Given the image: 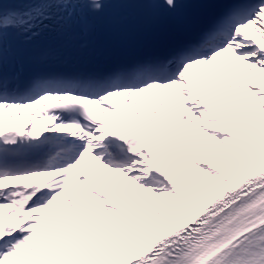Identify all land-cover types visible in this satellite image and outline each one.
I'll use <instances>...</instances> for the list:
<instances>
[{
	"label": "snow or ice",
	"instance_id": "snow-or-ice-1",
	"mask_svg": "<svg viewBox=\"0 0 264 264\" xmlns=\"http://www.w3.org/2000/svg\"><path fill=\"white\" fill-rule=\"evenodd\" d=\"M109 4L0 2V264H264V0L167 56L57 68Z\"/></svg>",
	"mask_w": 264,
	"mask_h": 264
}]
</instances>
